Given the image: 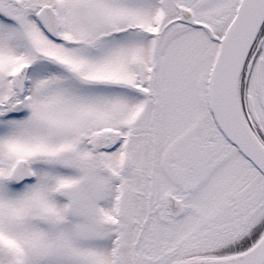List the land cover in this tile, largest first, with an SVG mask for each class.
Instances as JSON below:
<instances>
[{
  "label": "snow or ice",
  "instance_id": "6c2138e0",
  "mask_svg": "<svg viewBox=\"0 0 264 264\" xmlns=\"http://www.w3.org/2000/svg\"><path fill=\"white\" fill-rule=\"evenodd\" d=\"M0 264H264V0H0Z\"/></svg>",
  "mask_w": 264,
  "mask_h": 264
}]
</instances>
